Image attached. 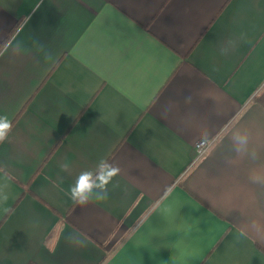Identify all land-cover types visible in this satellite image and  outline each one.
Listing matches in <instances>:
<instances>
[{"label":"crops","instance_id":"obj_1","mask_svg":"<svg viewBox=\"0 0 264 264\" xmlns=\"http://www.w3.org/2000/svg\"><path fill=\"white\" fill-rule=\"evenodd\" d=\"M36 3L0 0V264H264V0Z\"/></svg>","mask_w":264,"mask_h":264},{"label":"clouds","instance_id":"obj_2","mask_svg":"<svg viewBox=\"0 0 264 264\" xmlns=\"http://www.w3.org/2000/svg\"><path fill=\"white\" fill-rule=\"evenodd\" d=\"M43 0H38V3L32 9V14L40 9ZM31 20V15L26 16L20 23H26ZM9 45L4 43V51L8 50ZM21 45H16V50H19ZM222 53L226 49H221ZM3 55V52H0ZM190 100V98H188ZM13 131L12 121L7 115H0V144L9 140L10 134ZM208 133L205 132L200 143H205L208 138ZM250 133L247 130H236L231 134L232 150L236 153L247 151L249 144ZM255 158V152L251 153ZM62 171H68L69 164L66 161L60 165ZM120 168L118 165L110 163L107 160H100L96 165L95 170H84L76 177L75 182L69 187L68 195L70 199L78 206H86L93 200H105L108 198V185L112 182L113 178L119 175ZM8 196L3 189H0V202L7 201ZM72 242L83 244V241L78 237L69 236Z\"/></svg>","mask_w":264,"mask_h":264},{"label":"built area","instance_id":"obj_3","mask_svg":"<svg viewBox=\"0 0 264 264\" xmlns=\"http://www.w3.org/2000/svg\"><path fill=\"white\" fill-rule=\"evenodd\" d=\"M211 145H212V141L206 140L205 143H200V141H199L196 144V149H197L198 155L199 156L204 155L209 150Z\"/></svg>","mask_w":264,"mask_h":264},{"label":"trees","instance_id":"obj_4","mask_svg":"<svg viewBox=\"0 0 264 264\" xmlns=\"http://www.w3.org/2000/svg\"><path fill=\"white\" fill-rule=\"evenodd\" d=\"M29 264H35V263H29Z\"/></svg>","mask_w":264,"mask_h":264}]
</instances>
